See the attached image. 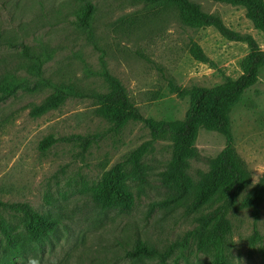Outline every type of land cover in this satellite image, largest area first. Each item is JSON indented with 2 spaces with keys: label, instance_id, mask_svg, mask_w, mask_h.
I'll return each mask as SVG.
<instances>
[{
  "label": "rangeland",
  "instance_id": "rangeland-1",
  "mask_svg": "<svg viewBox=\"0 0 264 264\" xmlns=\"http://www.w3.org/2000/svg\"><path fill=\"white\" fill-rule=\"evenodd\" d=\"M88 1L94 13L86 30L76 25L83 5L73 0H0V23L8 36H18L31 52L45 58L44 81L19 72L31 81L32 90H19L0 103V202L7 207L2 213L16 234L24 233L25 218L12 207L28 206L59 221L47 240L32 244L13 264H157L150 259L131 261L125 253L137 243L164 251L197 226L202 212L189 211L191 192L225 148V138L200 129L195 157L184 172L188 193L167 185L171 142H151L143 123L118 128L97 114L92 96L107 92L103 64L143 117L169 122L182 121L189 108V97L179 91L212 88L241 75L240 62L250 51L248 38L264 52L263 36L239 6L190 0L235 33L237 39L228 40L213 27L184 26L175 10L141 0ZM193 43L207 57L206 63L191 56ZM19 50L0 48V76L6 68L19 70ZM53 87H66L77 95L62 97L55 109L33 116L32 109L54 94ZM230 125L232 146L249 172L245 195L264 177V69L230 113ZM48 139L50 145L43 150ZM120 163L132 204L104 210L93 194L105 174ZM228 220L229 264H264V202L257 220L242 207L230 212ZM3 254L0 234V258ZM211 260L190 241L176 249L167 264Z\"/></svg>",
  "mask_w": 264,
  "mask_h": 264
},
{
  "label": "trees",
  "instance_id": "trees-1",
  "mask_svg": "<svg viewBox=\"0 0 264 264\" xmlns=\"http://www.w3.org/2000/svg\"><path fill=\"white\" fill-rule=\"evenodd\" d=\"M73 1L83 5L75 13L76 25L89 30L94 13L93 5L88 0ZM141 1L155 8L175 10L184 26L194 29L213 27L226 39H237L235 33L230 32L220 18L205 14L199 5L190 0ZM215 1L242 7L246 18L264 39V0ZM8 35V31L0 23V48H19L18 55L23 63L19 70L4 69V75L0 76V103L19 90H32L31 81L19 76V72H26L36 82L44 81L43 53L31 52L18 36ZM247 41L250 51L240 62L241 75L237 79H229L212 88L192 87L181 92L174 88L180 95L190 99L189 108L182 121L164 122L143 117L120 82L107 72L103 64L101 74L107 92L92 96L97 106V114L118 128H123L130 122L143 123L150 132L151 142H171V160L168 163V176L165 178L167 185L181 187L188 193L184 172L189 169V162L195 157V144L200 129L218 133L226 141L225 148L213 159L208 172L202 176L201 183L191 192L189 211L202 212L197 219L196 228L164 251H158L144 243L135 244L125 253L126 258L131 261L150 259L158 261L157 264H167L176 249H184L190 241H194L197 252L211 256V264H229L232 228L228 214L242 207L249 209L255 220L259 218L260 206L264 202V177L255 189L243 195L249 187L250 177L247 167L232 146L230 125V113L241 102L244 93L257 83L260 72L264 69V52L252 38ZM190 54L198 62L208 61L201 48L194 43L190 47ZM53 90L52 96L32 109L33 116L38 117L55 109L62 97L77 95L66 87H53ZM151 142L138 149L128 160L129 163L136 161ZM48 145L49 139L42 143V149L45 150ZM122 169V163L115 165L95 189L93 199L104 210L128 209L132 204V193L123 182ZM6 209V205L0 202V234L4 239V254L0 258V264H13L15 259L24 257L32 244L47 240L57 230L59 221L41 215L28 206L12 207L14 213L22 214L25 218L24 233L16 234L3 216L2 212ZM255 235L258 236L257 233Z\"/></svg>",
  "mask_w": 264,
  "mask_h": 264
}]
</instances>
